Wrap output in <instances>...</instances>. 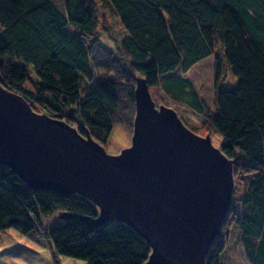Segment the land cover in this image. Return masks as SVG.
Wrapping results in <instances>:
<instances>
[{
  "label": "trees",
  "instance_id": "16d2710c",
  "mask_svg": "<svg viewBox=\"0 0 264 264\" xmlns=\"http://www.w3.org/2000/svg\"><path fill=\"white\" fill-rule=\"evenodd\" d=\"M98 3L123 28L118 58L96 40ZM212 55L217 74L225 64L235 78L218 86L214 109L186 76ZM100 64L118 71L101 74ZM137 76L206 116L223 138L245 191L223 230L236 225L250 264H264V0H0V83L37 111L82 125L105 143L115 125L132 128ZM98 217L88 200L33 191L0 164V233L15 229L88 264L146 263L148 244L125 225L87 221ZM223 236L209 264H221Z\"/></svg>",
  "mask_w": 264,
  "mask_h": 264
},
{
  "label": "water",
  "instance_id": "95a60500",
  "mask_svg": "<svg viewBox=\"0 0 264 264\" xmlns=\"http://www.w3.org/2000/svg\"><path fill=\"white\" fill-rule=\"evenodd\" d=\"M136 79L132 144L119 154L0 83V164L33 191L88 200L99 211L89 223L132 229L151 249L145 264H209L234 206L236 160Z\"/></svg>",
  "mask_w": 264,
  "mask_h": 264
},
{
  "label": "rangeland",
  "instance_id": "374dc122",
  "mask_svg": "<svg viewBox=\"0 0 264 264\" xmlns=\"http://www.w3.org/2000/svg\"><path fill=\"white\" fill-rule=\"evenodd\" d=\"M53 1L61 4L64 0ZM97 10L98 29L96 31V40L100 42L99 45L103 49L109 52L108 54L110 56L118 58L119 52L117 50V43L118 41L120 42L124 36L123 28L119 21H117L116 15L113 13L115 11L110 7L98 3ZM107 52L100 53L103 59ZM215 56L216 55H212L197 63L186 75L194 83L204 102L211 109H214L215 107V97L218 86L232 85L235 82V78L225 64H223L222 73L220 75L217 74ZM97 59H99V57H97ZM120 65L121 63H118L117 67L120 68ZM97 67L98 72L101 74L106 72L108 74H115V71H118L116 68H114V70L107 68L105 64L97 65ZM150 90L157 105L164 104L174 108L186 125L194 127H192L194 129L193 131L203 137L210 135L213 144L216 147H221L223 144V138L209 125L206 116L199 115L185 105L175 104L167 96H164L163 92L156 87L151 88ZM73 126L78 127L76 124ZM129 127H126L123 124L115 125L114 131L107 142H101L108 153L119 154L122 149L131 146L134 123L131 129ZM244 192V187L241 181L237 179L234 198L239 200L244 195ZM59 216L60 215H54L46 219V224H50ZM225 227L226 229L222 230V234L224 235L223 239L226 249L222 254L221 264H250L241 244V232L239 228L230 223L226 224ZM31 239L32 238L23 236L15 229L1 232L0 264H88V262L83 260L64 255H57L49 245H43Z\"/></svg>",
  "mask_w": 264,
  "mask_h": 264
},
{
  "label": "bare ground",
  "instance_id": "6f19581e",
  "mask_svg": "<svg viewBox=\"0 0 264 264\" xmlns=\"http://www.w3.org/2000/svg\"><path fill=\"white\" fill-rule=\"evenodd\" d=\"M167 106V105H166ZM182 119V118H181Z\"/></svg>",
  "mask_w": 264,
  "mask_h": 264
}]
</instances>
